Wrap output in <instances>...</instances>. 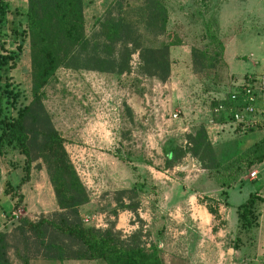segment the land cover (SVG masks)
<instances>
[{"label": "rangeland", "instance_id": "rangeland-1", "mask_svg": "<svg viewBox=\"0 0 264 264\" xmlns=\"http://www.w3.org/2000/svg\"><path fill=\"white\" fill-rule=\"evenodd\" d=\"M5 1L10 11L25 8V0ZM110 1L82 0L85 33ZM160 1L167 11L165 33L153 38L142 25L138 31L144 45H170V72L164 83L138 76L135 66L120 76L59 68L42 89V104L89 197L81 216L88 219L86 225L113 221L127 229L142 223L144 241L158 246L163 264H264V204L256 202L254 222L247 229L239 225L235 212L249 193L264 197V162L247 168L244 161L234 160L264 136V125L242 129L225 114L220 115L222 121L213 113L216 101L228 99L234 85L246 82L249 73L264 82V0ZM125 3L133 7L139 0ZM7 19L12 25L8 22L5 33L22 22L20 16ZM192 50L216 52L214 68L194 69ZM8 75L26 104L28 41ZM198 125L206 130L217 170L201 169L189 155L167 168L166 155L183 147L185 135ZM7 158L20 157L10 152ZM8 170L3 158L0 192L4 174L14 177ZM253 170L256 176L250 179ZM30 175L40 192L25 189L16 209L19 216L26 212L34 220L49 211L52 202L43 168ZM130 188L135 190V213L117 211L112 216L116 192ZM0 200V226L6 221L1 231H9L16 223L10 221L11 202L3 196ZM226 201L230 212H225Z\"/></svg>", "mask_w": 264, "mask_h": 264}, {"label": "trees", "instance_id": "trees-1", "mask_svg": "<svg viewBox=\"0 0 264 264\" xmlns=\"http://www.w3.org/2000/svg\"><path fill=\"white\" fill-rule=\"evenodd\" d=\"M7 15L20 16L22 22L5 33L8 22L12 25ZM166 23L167 11L160 0H139L133 7L125 0H112L94 19L88 33L84 32L82 0H25L22 12L10 11L6 1L0 0V160H7L8 171L14 176L7 177L2 193L15 199L12 207L15 210L22 200L20 186L28 182L31 171L42 167L56 206L54 211L34 220L20 215L9 231L0 230V264H12V259L18 264H28L31 259L163 264L158 246L144 241L142 223L128 235L116 230L113 221L103 228L83 223L81 211L89 197L42 104V89L59 68L120 76L129 74L135 66L138 76L164 83L170 72V45L162 42L157 46L144 45L138 25L151 37L158 38L165 33ZM25 41H28L30 99L22 104L23 93L8 72L16 68ZM212 41L222 48L219 41L214 38ZM134 54L136 63L132 65ZM190 56L192 67L199 70L214 68L218 58L216 52L208 55L197 50H192ZM217 104L224 107L222 114L229 121L228 99L216 101ZM224 118L223 115L218 119ZM184 139L183 147H175L166 155L167 168L189 155L201 169L217 170L219 162L203 125L195 127ZM10 152L20 158L8 160ZM234 160L244 161L247 168L263 162L264 136ZM16 171L21 174L18 176ZM134 195V188L117 191L111 215L115 217L117 211L134 214L137 206ZM256 202L264 204V197L257 192L249 193L235 208L236 220L244 229L254 222Z\"/></svg>", "mask_w": 264, "mask_h": 264}, {"label": "built area", "instance_id": "built-area-1", "mask_svg": "<svg viewBox=\"0 0 264 264\" xmlns=\"http://www.w3.org/2000/svg\"><path fill=\"white\" fill-rule=\"evenodd\" d=\"M132 65L136 63V54L132 55ZM250 83L235 84L234 90L228 97L230 122L240 126L242 129H249L257 125H264V82L247 77ZM224 107L221 104L214 106L213 113L220 116L224 113ZM175 117V115H173ZM256 171L249 173V178L254 179ZM18 209L10 212V221H16L19 217ZM91 220V219H90ZM83 223H88L87 218H82ZM94 227H101V224L94 223Z\"/></svg>", "mask_w": 264, "mask_h": 264}, {"label": "crops", "instance_id": "crops-1", "mask_svg": "<svg viewBox=\"0 0 264 264\" xmlns=\"http://www.w3.org/2000/svg\"><path fill=\"white\" fill-rule=\"evenodd\" d=\"M247 2H248V3H250V2H254V0H248ZM252 73H255V72H252ZM252 73H249V74H248V77L251 78V79L257 80V77H256V76H253L254 74H252ZM256 73H257V72H256ZM238 127H240V126H238ZM263 162H264V160H263ZM263 162H261V163L258 164V165H261ZM7 177H8V175H7V174H4V177H3V178L5 179V181H6ZM5 181H4V182H5ZM4 182L2 183V184H3V188H4ZM31 187H32V190L35 191V194L38 195L40 191L37 189L38 186H37L36 184H34V181L32 180L31 175H30V179L28 180V182H26L25 184L21 185L20 188H19V193L21 194V196H23V191H24L25 189H29V188H31ZM1 190H3V189H1ZM48 190L50 191V198H51V202H52V203H51V204H52V205H51L52 208H51L49 211H42L41 214H46L47 212L49 213V212H52V211H54V210L56 209L55 202H54V199H53V195H52V192H51V189H50L49 185H48ZM33 193H34V192H33ZM1 196L5 197V198H8V199L10 200V202H11V204H10V207H11L10 212H11L15 199H14V198H11V197H9V196H4L3 193H2V191L0 192V197H1ZM260 196H261V195H260ZM52 200H53V201H52ZM0 201H1V200H0ZM226 202H227V201H226ZM227 204H228V202H227ZM226 209H227V210H226L225 212H230V211H229V209H230L229 204H228V207H227ZM217 212L220 213L221 210L219 209ZM233 212H234V211H233ZM122 213L124 214V212H122ZM122 213H120V214L117 215V221H118V219H119V215H121ZM24 214L26 215L27 213L24 212ZM9 215H10V213H9ZM6 218H7V217H6ZM6 218H5V219H6ZM30 219H31V218H30ZM5 223H6V221H5L4 223H2V226L5 225ZM2 226H0V230H1ZM101 226H102V228L105 227V225H103V224H101ZM145 227H146V226H145ZM114 228H115L116 230H119L121 233H126V234H129L130 232H132L133 230L136 229V228L129 227V226H128L127 229H125V228H123L118 222L115 223ZM128 229H130L131 231L129 230V232H127ZM6 231H8V230H6ZM14 261H15V260H14ZM100 261H101V260H100ZM85 262H86V261H75V260L47 261V260H40V259H31V260L28 261V264H83V263H85ZM87 262H90V264H104L103 262H102V263H97L96 260L87 261ZM12 264H15V262H13V260H12Z\"/></svg>", "mask_w": 264, "mask_h": 264}]
</instances>
